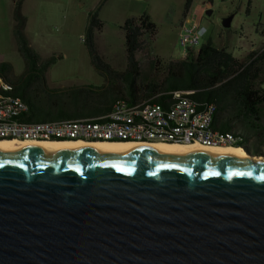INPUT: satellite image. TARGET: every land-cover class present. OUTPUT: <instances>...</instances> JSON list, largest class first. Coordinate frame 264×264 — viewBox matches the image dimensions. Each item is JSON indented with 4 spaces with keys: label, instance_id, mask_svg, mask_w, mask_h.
Listing matches in <instances>:
<instances>
[{
    "label": "water",
    "instance_id": "obj_1",
    "mask_svg": "<svg viewBox=\"0 0 264 264\" xmlns=\"http://www.w3.org/2000/svg\"><path fill=\"white\" fill-rule=\"evenodd\" d=\"M243 149L0 148V264H264V152Z\"/></svg>",
    "mask_w": 264,
    "mask_h": 264
},
{
    "label": "trees",
    "instance_id": "obj_2",
    "mask_svg": "<svg viewBox=\"0 0 264 264\" xmlns=\"http://www.w3.org/2000/svg\"><path fill=\"white\" fill-rule=\"evenodd\" d=\"M22 3L23 0L14 1L12 18L13 35L25 67L20 74L12 76L11 64L2 61L0 79L11 83V94L28 105V111L21 117L23 120H67L61 118L71 116L67 111L73 93L74 111L81 106L85 110L92 109L93 116H99L109 113L113 103L119 99L130 103L145 100L164 103L170 91L192 90L187 97L197 102L199 108L214 105L213 129L232 132L238 138L234 147L241 146L246 150L251 148L249 140L253 138L258 145L254 153H261L259 144L264 137V50H250L244 58H238L208 39L197 49L189 48L180 59H170L165 63L157 58L142 60L139 54L145 55L148 39L156 34V24L145 13L138 18H127L121 25L127 63L124 70H117L97 50L95 35L103 24L95 11L90 15L82 40L90 62L102 75L103 82L100 85L49 88L45 74L55 60L42 59L32 48L25 33L27 17L22 12ZM192 3L193 0H185L184 17Z\"/></svg>",
    "mask_w": 264,
    "mask_h": 264
},
{
    "label": "rangeland",
    "instance_id": "obj_3",
    "mask_svg": "<svg viewBox=\"0 0 264 264\" xmlns=\"http://www.w3.org/2000/svg\"><path fill=\"white\" fill-rule=\"evenodd\" d=\"M15 0H0V62H9L12 76L25 67L13 35L12 10ZM27 24L25 33L32 48L42 57L53 58L49 70V86L98 84L103 77L90 62L82 36H85L90 15L97 11L102 22L95 35L99 54L117 70L126 67L124 34L121 25L127 18L148 14L156 24V34L148 39L146 53L140 59H159L165 63L182 58L183 48L178 41L184 21L185 0H25ZM210 3L212 13L201 17L193 7ZM187 14L193 22L206 27L200 44L210 39L219 48H226L235 57L244 58L250 51L264 47V0H193ZM203 9V8H202ZM231 17L230 26L223 21ZM145 40V38H144ZM264 78V74H263ZM247 144V143H245ZM252 153L255 139L249 140ZM260 152H264V137Z\"/></svg>",
    "mask_w": 264,
    "mask_h": 264
},
{
    "label": "built area",
    "instance_id": "obj_4",
    "mask_svg": "<svg viewBox=\"0 0 264 264\" xmlns=\"http://www.w3.org/2000/svg\"><path fill=\"white\" fill-rule=\"evenodd\" d=\"M202 11L199 14L203 17ZM207 29L199 22H193L186 16L180 25L178 41L187 54L189 48H196ZM264 50V47L259 50ZM1 85H12L0 79ZM264 86V81L262 83ZM192 90L170 91L169 99L164 102H174L176 111L163 110L161 107L141 106L140 101L121 102L118 110L113 112L112 121L102 125H93L84 120H58V123L48 121L23 120L24 114L12 116V109L26 105L20 97L11 98L0 95V139L37 140H85V141H138V142H168V143H199L204 146L234 145L231 139L217 135L210 125V114L214 109L191 108L190 104H182V96L192 93ZM140 108H147V115H140ZM115 116H123L124 124H114Z\"/></svg>",
    "mask_w": 264,
    "mask_h": 264
},
{
    "label": "bare ground",
    "instance_id": "obj_5",
    "mask_svg": "<svg viewBox=\"0 0 264 264\" xmlns=\"http://www.w3.org/2000/svg\"><path fill=\"white\" fill-rule=\"evenodd\" d=\"M13 88L11 85H1L0 86V95L4 97L18 98L13 96L11 92ZM169 99V96L165 97V100ZM123 99L115 101L112 105L110 112L104 116L90 119H77V122L88 121L93 125H102L112 121L113 112L118 110V106ZM141 106H150L153 103V107H161V103L152 102L151 100H145L140 102ZM182 104H190L191 108H199L197 102L193 99L188 98L187 96H182ZM206 109H214V105L208 104L205 105ZM163 110L167 111H176V104L174 102H164ZM28 111V105L26 104L23 107H18V109H12V116H19V114H25ZM140 115H147V108H140ZM214 114H210V125L212 127ZM49 123H58L57 121H50ZM114 124H124L123 116H115ZM215 134L223 135L226 138L231 139L236 143L238 140L237 137L233 135L232 132H223L218 129H213ZM146 145H156L165 149L170 150H194V151H210L215 149L226 150L231 154L239 155L245 153L243 147H234V145L227 146H204L199 143H168V142H138V141H85V140H37L32 141L29 139H2L0 140V148H9V147H38V148H50V147H87V148H101L103 150H114L118 147H128L131 149H138Z\"/></svg>",
    "mask_w": 264,
    "mask_h": 264
},
{
    "label": "crops",
    "instance_id": "obj_6",
    "mask_svg": "<svg viewBox=\"0 0 264 264\" xmlns=\"http://www.w3.org/2000/svg\"><path fill=\"white\" fill-rule=\"evenodd\" d=\"M24 1H25V0H23V3H22V12H23L24 15L26 16V12H25V10H24V3H25ZM192 6H193V3H192V5H191L189 11H191ZM202 8H203V9H202ZM210 8H211L210 3H206V4L203 5V6H200V5L196 4V5L193 7L192 10L194 11V13L201 14V11H202V13H204L203 15H210V14L212 13V10H211ZM208 11H209V14H207ZM26 24H27V22H26ZM212 43H213V42H212ZM182 57H183V56H182ZM41 58H42V59H45V58H47V57H42V56H41ZM52 64H53V65L56 64V61H54ZM52 64L49 65V67L47 68L46 74H45V78H46L47 86H48L49 88H65V87H73L74 84H71V85H57V86H53V87L49 86V84H48V76H49L50 66H51ZM90 84H92V83H86V84L84 83V84H79V85H90ZM100 84H101V83L93 84V85H100ZM111 108H112V107H111ZM91 110H92V109H91ZM91 110H85V109H83V108L80 106V108H79L78 111H74V93H73V94H72V97H71V103H70L69 111H67V112H70V113H71V116L66 117V118H61V119H75V120H77V119H90V118H97V117H99V116L105 115V114H101V115H99V116H93L94 114H92L93 112H92ZM109 112H110V111H109ZM74 113H76V114H75L76 116H74ZM102 113H103V112H102ZM107 114H108V113H107ZM95 115H96V114H95Z\"/></svg>",
    "mask_w": 264,
    "mask_h": 264
},
{
    "label": "flooded vegetation",
    "instance_id": "obj_7",
    "mask_svg": "<svg viewBox=\"0 0 264 264\" xmlns=\"http://www.w3.org/2000/svg\"><path fill=\"white\" fill-rule=\"evenodd\" d=\"M247 150H249L251 153L253 152V151H251V148L249 147V148H247ZM261 153H263V152H261Z\"/></svg>",
    "mask_w": 264,
    "mask_h": 264
}]
</instances>
